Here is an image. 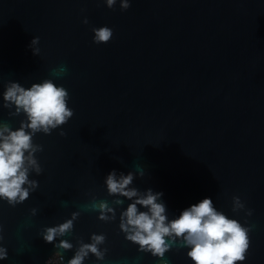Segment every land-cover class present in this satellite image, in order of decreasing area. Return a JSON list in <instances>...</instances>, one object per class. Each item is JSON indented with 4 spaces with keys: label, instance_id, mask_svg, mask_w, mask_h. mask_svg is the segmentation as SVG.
I'll return each mask as SVG.
<instances>
[{
    "label": "water",
    "instance_id": "95a60500",
    "mask_svg": "<svg viewBox=\"0 0 264 264\" xmlns=\"http://www.w3.org/2000/svg\"><path fill=\"white\" fill-rule=\"evenodd\" d=\"M101 25L113 37L97 44L92 28ZM43 79L68 90L74 114L33 138L43 146L35 154L42 172L30 175L37 189L14 207L0 200L8 250L0 264L56 261L60 249L42 230L73 212L72 232L58 238L74 245L60 250L64 264L94 232L106 235L100 247L108 251L84 264H194L186 248L157 258L126 240V198L112 221L87 207L114 201L104 184L112 169H142L134 185L162 191L170 218L209 196L244 223V210L232 211L240 196L252 230L246 260L236 264H264V0H130L126 10L119 0L112 8L104 0H0V123L16 128L24 118L3 107L6 83Z\"/></svg>",
    "mask_w": 264,
    "mask_h": 264
},
{
    "label": "clouds",
    "instance_id": "9594fccd",
    "mask_svg": "<svg viewBox=\"0 0 264 264\" xmlns=\"http://www.w3.org/2000/svg\"><path fill=\"white\" fill-rule=\"evenodd\" d=\"M112 8L117 0H104ZM121 10L130 7V0H119ZM84 23H88L87 17ZM93 42L107 43L113 37V29L107 25L93 27ZM39 37L33 36L29 47L34 55L40 53ZM61 72L66 71L61 67ZM3 107L9 109V115L23 114L19 126L12 128L8 123H0V200L15 206L24 202L31 192L39 186L38 180L30 178L31 173L41 174L37 152L43 146L34 142V136L42 132L50 134L54 129L67 123L74 110L68 106L69 92L52 79L33 82L29 87L18 81H8L2 93ZM60 135H65L63 129ZM143 170L137 172H117L112 169L104 177V184L110 196H115L110 204L107 200L92 201L87 207L98 212V219L112 221L116 219V207L129 203L120 211L119 229L126 240L138 245V250L148 252L157 258H164L173 247L186 248V255L194 264H236L246 260L250 247L252 225L246 218L252 215V209L246 208L240 196L232 197V211L244 210L245 222L227 215L216 208L211 197L203 199L182 209L178 215L170 218L162 191L152 188L140 190L133 181L135 176H143ZM37 209L32 208L33 215ZM78 212L63 222L45 226L41 236L45 242L53 243L60 250L73 249L68 239H58L72 232ZM3 237V225H0V241ZM104 233H92L90 242L81 241L67 264H84L93 254L102 261L108 251L100 247L105 243ZM57 250L51 257L55 264H64L62 251ZM7 247L0 243V260L7 259ZM50 257V258H51ZM50 264V259L47 261ZM167 264V261H164Z\"/></svg>",
    "mask_w": 264,
    "mask_h": 264
},
{
    "label": "built area",
    "instance_id": "2783aa9c",
    "mask_svg": "<svg viewBox=\"0 0 264 264\" xmlns=\"http://www.w3.org/2000/svg\"><path fill=\"white\" fill-rule=\"evenodd\" d=\"M50 263H52V264H53V261H52V260H50Z\"/></svg>",
    "mask_w": 264,
    "mask_h": 264
}]
</instances>
